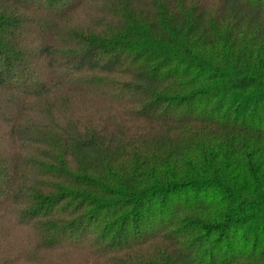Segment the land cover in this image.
<instances>
[{"label":"trees","instance_id":"trees-1","mask_svg":"<svg viewBox=\"0 0 264 264\" xmlns=\"http://www.w3.org/2000/svg\"><path fill=\"white\" fill-rule=\"evenodd\" d=\"M0 241L264 264V0H0Z\"/></svg>","mask_w":264,"mask_h":264},{"label":"rangeland","instance_id":"rangeland-1","mask_svg":"<svg viewBox=\"0 0 264 264\" xmlns=\"http://www.w3.org/2000/svg\"><path fill=\"white\" fill-rule=\"evenodd\" d=\"M94 18H96V16L94 17ZM82 20L84 21V20H88V17L86 18L85 16L82 18ZM108 79H113V80H120V79H124V78H119V77H117V76H111V77H107ZM82 102V101H81ZM85 106L87 105L86 103H83ZM12 237H13V239H14V242H13V246H14V250H15V248H16V246H20L22 243H23V241H25V238H26V236L24 235V234H21V232L20 233H16V234H12ZM0 243H1V241H0ZM58 257V255H56V258ZM61 256H59V258H60ZM63 257V256H62ZM68 258H70V259H80V258H77V257H73L71 254H66V257L64 258V260L62 261L64 264H67L66 262L68 261ZM58 259V258H57ZM61 262V263H62Z\"/></svg>","mask_w":264,"mask_h":264}]
</instances>
